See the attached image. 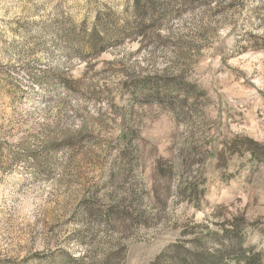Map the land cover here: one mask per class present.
I'll return each mask as SVG.
<instances>
[{
	"label": "rangeland",
	"instance_id": "obj_1",
	"mask_svg": "<svg viewBox=\"0 0 264 264\" xmlns=\"http://www.w3.org/2000/svg\"><path fill=\"white\" fill-rule=\"evenodd\" d=\"M134 1L0 0V264H264V0Z\"/></svg>",
	"mask_w": 264,
	"mask_h": 264
},
{
	"label": "trees",
	"instance_id": "obj_2",
	"mask_svg": "<svg viewBox=\"0 0 264 264\" xmlns=\"http://www.w3.org/2000/svg\"><path fill=\"white\" fill-rule=\"evenodd\" d=\"M201 0H193L191 3L200 2ZM133 12H136L140 18V22L136 28L130 32L133 35H141L144 39L149 38L147 35L146 25L144 23L147 21V16L149 14H155V4L154 0H135L134 4L132 5ZM155 21V20H153ZM157 21V20H156Z\"/></svg>",
	"mask_w": 264,
	"mask_h": 264
}]
</instances>
